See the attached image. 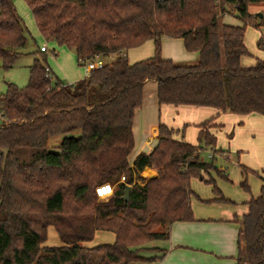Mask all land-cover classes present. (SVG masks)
Here are the masks:
<instances>
[{
	"label": "trees",
	"instance_id": "trees-1",
	"mask_svg": "<svg viewBox=\"0 0 264 264\" xmlns=\"http://www.w3.org/2000/svg\"><path fill=\"white\" fill-rule=\"evenodd\" d=\"M39 35L71 50L83 66L97 57L116 55L88 75L65 83L35 60L26 86L7 84L0 96V264H136L151 263L141 254L147 244L167 240L175 222H191L190 188L197 177L215 170L200 153L216 150L215 127L208 119L197 144L174 139V130L158 125V141L150 153H139L132 166L134 112L143 86L156 82L158 106L212 108L218 114L264 116V61L251 66L245 45L246 25L258 28L248 13L264 0H23ZM233 15L243 25L220 23ZM26 27L13 0H0V59L12 66L27 43ZM163 37L182 39L196 62L181 65L161 56ZM152 40L153 56L129 63L126 52ZM256 47L264 52V38ZM41 52L40 47L38 49ZM48 69V73L45 69ZM186 125L184 126V128ZM61 138L57 151L48 141ZM154 169L157 177L138 173ZM249 169L242 168L244 175ZM124 177V182H120ZM140 181L141 184L136 181ZM257 197L239 219L234 264H264V178ZM115 184L113 195L98 202L95 188ZM130 185L129 200L122 198ZM249 193L245 180L240 184ZM52 228L60 246H42ZM114 234L112 244L88 248L82 243L95 232ZM158 253L162 250L155 248ZM95 257L98 259L95 261Z\"/></svg>",
	"mask_w": 264,
	"mask_h": 264
},
{
	"label": "rangeland",
	"instance_id": "rangeland-1",
	"mask_svg": "<svg viewBox=\"0 0 264 264\" xmlns=\"http://www.w3.org/2000/svg\"><path fill=\"white\" fill-rule=\"evenodd\" d=\"M18 15L22 19L26 27V46L17 51V58L8 69L2 66L0 59V96L6 94L7 84H14L19 88L26 86L29 78V70L35 60H39L42 64L47 65L51 72L61 81L65 83H72L77 79H82L86 76V71L91 67V63H86L81 66L76 62L73 52L64 46H58L53 42H45L38 33V30L33 21L32 15L25 5L23 0H13ZM264 2L251 3L248 5V13L251 15L253 22L260 24L258 28L253 25H246L245 28V45L253 58L264 61V52L257 50L256 42L260 38H264ZM228 18L224 24L242 26L243 23L233 15H226ZM220 23H223L222 20ZM45 46L46 53L39 54L38 49ZM115 57L112 55L100 58L98 62L110 64ZM181 65H192L196 61L176 62ZM71 81V82H70ZM150 98V96H149ZM154 100V99H153ZM245 116L240 118L231 113H223L219 116L218 121L222 123L221 127L216 129V150H222V154H215L214 159H211V149L205 148L200 153V159L204 162L212 161L215 168L224 175L222 178L215 170H210L203 174L204 179H212L220 191V196L224 198V202L213 201L217 198V193L214 192L212 185L206 184L197 177L190 179L192 189L196 195L205 198V203L212 205L214 210L219 208L218 205L232 208L233 210H244L243 202L249 198H255L259 193L260 180L259 177H264V116L256 115ZM194 118V124H200L207 118ZM202 120V121H201ZM197 122V123H196ZM2 120L0 117V126ZM184 125L181 128L183 130ZM188 127V126H186ZM191 129H196L194 125ZM180 132V131H179ZM190 133V132H189ZM195 133V130H194ZM195 135V134H194ZM188 133L185 134V137ZM197 139V137H196ZM61 142V138H52L48 141V148L52 151H57L56 147ZM186 143L196 145L197 140ZM242 168L249 169L244 175ZM245 180L249 193L245 192L240 184ZM120 181V180H119ZM115 187V184L112 183ZM213 198V199H212ZM212 199V200H211ZM98 202H105L107 200H99ZM216 205V206H215ZM207 208V209H210ZM204 209H206L204 207ZM216 213V212H215ZM214 213V214H215ZM163 241H154L147 244L148 250L141 255L146 258L157 257L158 252L155 247L162 245ZM59 243V240L52 228L47 230L46 241L42 246H51ZM98 259L95 257V261ZM144 264V263H136Z\"/></svg>",
	"mask_w": 264,
	"mask_h": 264
},
{
	"label": "crops",
	"instance_id": "crops-1",
	"mask_svg": "<svg viewBox=\"0 0 264 264\" xmlns=\"http://www.w3.org/2000/svg\"><path fill=\"white\" fill-rule=\"evenodd\" d=\"M225 17L226 16L222 18L223 24L225 21L229 23L227 20L228 18ZM160 43L161 56L163 59L176 62L196 61L197 59V52L185 51L182 39L163 37ZM257 50L259 49L257 48ZM153 53L154 43L152 40H148L142 45L128 50L126 52V57L129 63H135L152 57ZM115 56L116 55H112V57ZM250 56H252L251 53ZM100 58L103 57L100 56L95 58L93 63L95 66L104 64L98 62ZM256 59L257 58H254V62ZM252 60L253 58L249 59L248 57H244L241 60V64L242 66H251L254 64V62H251ZM92 67L93 66L86 71V76ZM77 80H79V78ZM156 88V82H145L143 86L142 103L134 112L132 123L134 147L128 156L130 166H132L135 157L139 153H150L153 151L158 141V125L160 123L176 132L173 135L174 139L179 140L183 137L184 141L188 140L189 142H193L194 140L196 142V137L199 132L198 128L194 129L195 133L194 130L190 128L191 125H194V127L198 125L194 124L192 119L196 117H202L203 119L207 118L206 120L212 119L211 125L215 127L210 128L209 131L214 135L216 134V129L222 125V123H219L220 121L218 118L223 113L218 114L212 108L158 106ZM248 116L257 118L256 115L253 114ZM183 125L188 127H183L181 131ZM186 133H188L187 137H185ZM138 175L144 180H150L157 177V172L154 169L144 168ZM262 178L264 177H259L260 186L262 185ZM136 182L141 184L138 180ZM190 188L195 193L191 184ZM250 199L251 198L243 202L245 206L244 210H233L224 205H218L219 208L214 210L210 208L212 205L205 203V198L199 196L198 199L191 198L190 207L194 218L193 221L173 223L169 228L168 239L162 240V245L155 247L163 251L162 254L158 253V255H161L160 258L151 263L144 264H234L239 240V219L247 212L246 203ZM207 205L210 207H207ZM204 207L206 209H204ZM113 241V233L97 231L93 239L89 242L82 243V246L92 248L101 244H112ZM60 245L59 242L51 246Z\"/></svg>",
	"mask_w": 264,
	"mask_h": 264
},
{
	"label": "built area",
	"instance_id": "built-area-1",
	"mask_svg": "<svg viewBox=\"0 0 264 264\" xmlns=\"http://www.w3.org/2000/svg\"><path fill=\"white\" fill-rule=\"evenodd\" d=\"M40 51L41 52L47 51V49L43 45V46L40 47ZM91 66H93L92 68H94L95 64H91ZM45 71L48 73V69L47 68L45 69ZM210 154L212 156L211 152H210ZM120 182H124V177H120ZM94 191H95V196L97 197V199H99V200H108L109 197L113 195L114 186L112 184H110V183H104V184H101V185L97 186Z\"/></svg>",
	"mask_w": 264,
	"mask_h": 264
},
{
	"label": "water",
	"instance_id": "water-1",
	"mask_svg": "<svg viewBox=\"0 0 264 264\" xmlns=\"http://www.w3.org/2000/svg\"><path fill=\"white\" fill-rule=\"evenodd\" d=\"M130 190H131V186L130 185H125L124 187V192H123V200L125 202H127L129 200V193H130Z\"/></svg>",
	"mask_w": 264,
	"mask_h": 264
}]
</instances>
